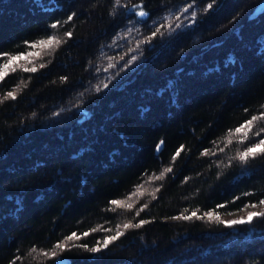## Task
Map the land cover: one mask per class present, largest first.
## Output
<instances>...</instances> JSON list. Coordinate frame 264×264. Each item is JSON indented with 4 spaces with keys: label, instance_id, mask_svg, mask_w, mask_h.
<instances>
[{
    "label": "trees",
    "instance_id": "obj_1",
    "mask_svg": "<svg viewBox=\"0 0 264 264\" xmlns=\"http://www.w3.org/2000/svg\"><path fill=\"white\" fill-rule=\"evenodd\" d=\"M259 1L0 0V264H264Z\"/></svg>",
    "mask_w": 264,
    "mask_h": 264
},
{
    "label": "rangeland",
    "instance_id": "obj_2",
    "mask_svg": "<svg viewBox=\"0 0 264 264\" xmlns=\"http://www.w3.org/2000/svg\"><path fill=\"white\" fill-rule=\"evenodd\" d=\"M135 11L140 12V9H135ZM164 17L167 18L168 16H164ZM133 27L142 29V24L136 22L133 25ZM1 74H2V70L0 69V75ZM263 208H264V198L260 200L244 203L237 208L223 210V211H215L209 208L205 211V213L208 215H215L217 218L222 219L225 222H233V221L246 220L250 218L252 214L259 212Z\"/></svg>",
    "mask_w": 264,
    "mask_h": 264
},
{
    "label": "water",
    "instance_id": "obj_3",
    "mask_svg": "<svg viewBox=\"0 0 264 264\" xmlns=\"http://www.w3.org/2000/svg\"><path fill=\"white\" fill-rule=\"evenodd\" d=\"M264 11V0H260L258 4L253 8L252 12L250 13V18H256L259 14H261ZM162 147V140L159 141L156 151H159ZM70 257L69 256H61L56 261H54L52 264H70Z\"/></svg>",
    "mask_w": 264,
    "mask_h": 264
}]
</instances>
